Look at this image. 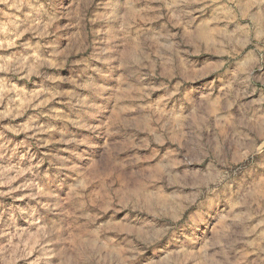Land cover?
<instances>
[{
    "label": "rangeland",
    "instance_id": "1",
    "mask_svg": "<svg viewBox=\"0 0 264 264\" xmlns=\"http://www.w3.org/2000/svg\"><path fill=\"white\" fill-rule=\"evenodd\" d=\"M0 264H264V0H0Z\"/></svg>",
    "mask_w": 264,
    "mask_h": 264
}]
</instances>
